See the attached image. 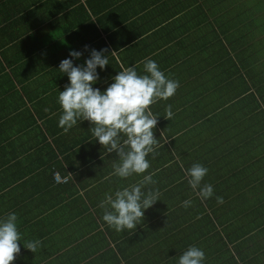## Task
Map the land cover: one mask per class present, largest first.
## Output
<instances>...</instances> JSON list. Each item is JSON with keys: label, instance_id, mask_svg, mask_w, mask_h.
Returning <instances> with one entry per match:
<instances>
[{"label": "crops", "instance_id": "obj_1", "mask_svg": "<svg viewBox=\"0 0 264 264\" xmlns=\"http://www.w3.org/2000/svg\"><path fill=\"white\" fill-rule=\"evenodd\" d=\"M263 5L0 0V221L18 218L13 264H178L192 246L204 252L202 264H264ZM93 49L117 52L96 70L102 93L121 66L145 74L147 59L179 82L150 106L159 144L144 174L113 175L119 157L95 140L90 122L67 132L58 125L59 91L70 84L60 62L85 66ZM193 164L208 169L207 200L188 184ZM149 173L154 183L142 191H158L159 200L135 230L117 232L101 202ZM37 240L35 253L24 247Z\"/></svg>", "mask_w": 264, "mask_h": 264}, {"label": "clouds", "instance_id": "obj_2", "mask_svg": "<svg viewBox=\"0 0 264 264\" xmlns=\"http://www.w3.org/2000/svg\"><path fill=\"white\" fill-rule=\"evenodd\" d=\"M106 52L107 49H93L85 66H73L72 59L60 62L59 71L67 75L70 84L65 90L59 91L58 102L62 115L58 125L67 132L78 121L90 122L95 140L107 153H115L119 157V163L113 164L112 174L126 179L133 174H144L149 169L147 157L154 153L159 144L153 131L158 118L153 115L150 106L172 97L179 82L167 78L155 61L147 59L142 62L145 74H138L134 66H121L114 82L102 93L93 87L99 79L96 70L105 69L109 65V56L117 54L113 51L110 55H105ZM69 55L79 59L82 53L72 51ZM165 112L164 119L171 120L174 115L172 106L168 105ZM121 136L125 138L121 140ZM184 171L188 184L201 200L213 196L214 190L210 184L201 187V182L208 173L206 167L193 164ZM153 175L154 173L144 175L139 183L118 189L114 195L106 194L100 206L105 209L102 219L108 226L122 232L135 230L140 225L145 210L159 200L158 191H142L146 185L154 183ZM191 203V200H186L182 202V206L187 208ZM217 203H223V198L217 197ZM17 219V215L12 213L0 221V264H13L21 251ZM39 244L40 241L37 240L27 242L24 247L35 253ZM204 259V252L192 246L178 257V264H202Z\"/></svg>", "mask_w": 264, "mask_h": 264}, {"label": "rangeland", "instance_id": "obj_3", "mask_svg": "<svg viewBox=\"0 0 264 264\" xmlns=\"http://www.w3.org/2000/svg\"><path fill=\"white\" fill-rule=\"evenodd\" d=\"M263 4H264V0H263ZM263 8H264V5H263Z\"/></svg>", "mask_w": 264, "mask_h": 264}]
</instances>
